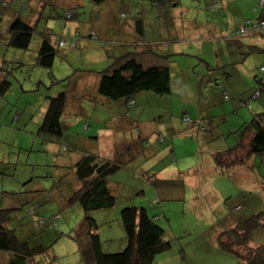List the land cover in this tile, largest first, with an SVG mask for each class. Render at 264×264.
I'll use <instances>...</instances> for the list:
<instances>
[{
	"label": "rangeland",
	"instance_id": "374dc122",
	"mask_svg": "<svg viewBox=\"0 0 264 264\" xmlns=\"http://www.w3.org/2000/svg\"><path fill=\"white\" fill-rule=\"evenodd\" d=\"M219 1L223 13L209 9L210 0H108L99 4L92 0H19L7 7L0 5V78L7 77L12 83L7 94L0 96V208L11 209L7 226L21 240L46 247L44 254L28 264H83L74 233L84 221V211L77 202L68 201L80 187L72 167L74 139L82 151L112 157L109 142L124 140L119 127L124 119L118 117L123 104L110 99L93 101L98 96L95 71L147 43L160 54H171L172 89L163 96L136 95L131 115L140 130L150 135L143 141L149 143L144 149L139 145L140 151L132 150L135 157L108 177L115 205L89 212L97 223L102 249L114 252L126 245L119 211L136 205L150 215L157 214L155 221L164 229L162 239L172 243L169 250L155 256L153 264H242L240 257L220 247L217 235L264 209V155L241 163L238 154L244 149L236 150L237 164L223 168L215 165L212 154L237 143L244 120L238 114L246 108L243 101L257 106L253 111L264 110V89L257 99H251L260 88L258 79L264 80V35L237 34L244 19L256 20L258 0ZM66 10L74 14L69 24L79 31L75 46L59 47L52 67H42L36 62L41 39L46 34L54 43L60 37ZM16 13L34 28L27 49L9 44L5 28ZM137 18L148 26L142 38L133 33ZM239 29L246 31V27ZM92 30L100 40L89 37ZM252 39L256 47L248 45ZM82 69H91L92 75ZM60 90L68 95L61 118L64 135L57 141H43L38 127L45 101ZM247 112L248 121L252 114ZM74 115L81 118L72 123ZM109 117L118 119L115 128L106 122ZM82 121L89 124L88 130L68 128ZM205 127L215 131L208 134L202 130ZM126 132L136 141L134 131L126 128ZM158 136L162 141H157ZM148 171L157 172L159 179H151ZM32 206H36L34 214L24 211ZM53 214L59 219H51ZM37 216L48 218L49 224L34 227ZM262 244L264 231L258 229L248 244L234 248L245 253ZM9 256V252H0V264H7Z\"/></svg>",
	"mask_w": 264,
	"mask_h": 264
},
{
	"label": "trees",
	"instance_id": "16d2710c",
	"mask_svg": "<svg viewBox=\"0 0 264 264\" xmlns=\"http://www.w3.org/2000/svg\"><path fill=\"white\" fill-rule=\"evenodd\" d=\"M16 1L19 0H0V5L7 7ZM92 1L99 4L108 0ZM257 6L256 10H254L258 12L256 20L251 18L244 19L238 25L237 31H239L238 29L241 26H246V36L261 35L262 37L264 35V0H258ZM209 9H213L214 12L218 13L224 12L219 0H210ZM73 16L74 14L71 11H65V22L61 26L62 33L54 43H51L46 34L42 37L36 58V62L40 66L50 69L59 47L74 48V42L79 36V31L77 26L72 27L69 24ZM122 16L124 17L125 14H122ZM133 27V33H136L140 38L145 36L148 31L146 22L141 18H137L133 22ZM5 30L8 31L9 44L12 47L18 49L28 48L34 31L32 24L24 21L16 13ZM233 34L235 35V33ZM237 34L240 33L237 32ZM0 36H3V33L0 32ZM89 37L94 38V40H100L93 30L89 33ZM252 41L254 40H250L248 45L256 47L254 45L255 42L251 43ZM101 43L104 44L103 42ZM170 55L156 52L153 46L147 43L145 47H136L120 58L112 60L108 66L95 71L98 74L95 90L97 95L103 98H97L98 96H96L93 101L103 103L108 101L106 99L121 101L123 109L122 114H119L118 117L124 119L119 124L124 140L121 143L114 142L112 145L109 142V149L112 152L114 151L112 157L109 158L98 153L82 151L78 141L74 139L73 149L80 155L72 163V167L76 178L80 181V187L70 196L68 201L70 203L77 202L84 211V221L78 225L74 233V239L77 242L83 264H153L154 258L158 253L169 250L172 247L170 241L162 239L164 229L156 223L155 216L157 214L155 212L150 215L143 206L129 205L122 207L119 211V219L126 234V245L119 251L105 252L102 249V243L96 231L97 223L94 217L89 214L92 210L110 208L115 205L116 199L108 186V177L119 171L121 167L126 166L131 161V158L135 157V155H132V150L140 151L139 145L142 146L141 149H144L143 146L149 143V141L143 142L144 140L147 141L150 135L140 130L137 120L131 115V108L136 104L137 94L152 92L163 96L171 92ZM261 70L264 71V67L261 66ZM79 71L92 75L90 74L91 69ZM94 77L97 78L95 75ZM258 80L261 81L260 88H257L252 93L251 99L253 100L257 99L264 89V80L262 78ZM11 84L7 77L0 78V95L5 96L10 90ZM85 96L89 97L90 95L86 94ZM224 98L226 99L227 97L225 96ZM45 105L38 133L43 141L62 139L64 134L61 118L68 106V95L64 90L57 91L47 96ZM241 105L249 111L257 108L248 100L243 101ZM234 111L238 113V110L234 109ZM251 114L250 119L243 121V124L241 123L242 128L238 129L237 143L233 147L217 150L212 154V159L216 166L223 168L234 166L236 161H234L235 155L233 154H236V150L240 149H244L242 153L238 154L240 156L237 161L241 163H243L244 159H248L251 156L264 155V110H256ZM75 116L78 119L81 118L79 115ZM117 120L109 117L106 122L112 129V127L115 128L118 125ZM81 124L83 131L88 130L90 127L86 121H82ZM126 128L131 132H135L136 141L129 138ZM202 130H207V133L211 134L213 128L206 129L205 127ZM156 139L157 141H162L161 136ZM244 140L245 142H243ZM156 173L148 171V176L151 179L153 178V180L159 179ZM158 201V199L154 200L151 206ZM10 210L9 208H0V252L10 253L7 264H28L30 259L44 254L47 249L39 244L30 245L28 241L21 240L14 229L8 228L7 223L11 219ZM24 211L30 215L34 214L36 206L25 207ZM59 217L54 216V214L50 216L54 220L59 219ZM48 224V218L42 216H37L33 222L34 227L41 229ZM258 229L264 231V209L247 218H241L240 222L237 221L231 228L222 230L218 233L217 239L220 247L240 257L242 264H264V244L251 247L245 253L238 252L234 248L235 245L248 244L252 234Z\"/></svg>",
	"mask_w": 264,
	"mask_h": 264
},
{
	"label": "crops",
	"instance_id": "0c3cea01",
	"mask_svg": "<svg viewBox=\"0 0 264 264\" xmlns=\"http://www.w3.org/2000/svg\"><path fill=\"white\" fill-rule=\"evenodd\" d=\"M249 44V43H248ZM0 96H2V95H0ZM3 97V96H2ZM248 110H246V108H242L240 111H239V114L238 115H240V117L242 118V119H244L243 121H246V118H247V116H248V112H247ZM251 111V113L252 112H254V111H252V110H250ZM67 117H68V115H67ZM43 118V117H42ZM78 119H77V117L75 116L74 118H73V121H72V123H74V122H76ZM206 123L207 124H209V122H207L206 121ZM241 124V123H240ZM215 126H217V124L215 125ZM68 128H75V129H80L81 128V126L79 125L78 126V123H76V124H74L72 127H68ZM215 128H213V131H215L214 130ZM70 130V129H69ZM148 136V135H147ZM114 152V151H113ZM74 153H75V155L72 157V162H75L77 159H78V157H79V153L78 152H76V151H74ZM4 193H6V192H4Z\"/></svg>",
	"mask_w": 264,
	"mask_h": 264
},
{
	"label": "built area",
	"instance_id": "2783aa9c",
	"mask_svg": "<svg viewBox=\"0 0 264 264\" xmlns=\"http://www.w3.org/2000/svg\"><path fill=\"white\" fill-rule=\"evenodd\" d=\"M242 27H246V26H242ZM240 28H241V27H240ZM243 31H244V30H242V29L240 30V29H239V33H240V34L246 33V32H247V29H246L245 32H243ZM54 218H56V217H54Z\"/></svg>",
	"mask_w": 264,
	"mask_h": 264
}]
</instances>
